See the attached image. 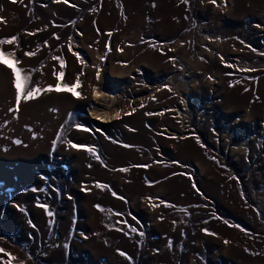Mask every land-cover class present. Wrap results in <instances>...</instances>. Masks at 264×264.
Here are the masks:
<instances>
[{
  "label": "rangeland",
  "instance_id": "1",
  "mask_svg": "<svg viewBox=\"0 0 264 264\" xmlns=\"http://www.w3.org/2000/svg\"><path fill=\"white\" fill-rule=\"evenodd\" d=\"M0 18V259L264 264V0H0ZM78 75L79 98L23 100Z\"/></svg>",
  "mask_w": 264,
  "mask_h": 264
},
{
  "label": "snow or ice",
  "instance_id": "2",
  "mask_svg": "<svg viewBox=\"0 0 264 264\" xmlns=\"http://www.w3.org/2000/svg\"><path fill=\"white\" fill-rule=\"evenodd\" d=\"M13 2H18V0H13ZM211 2L212 3H215L216 2V0H211ZM3 18H0V20H2ZM16 38L15 37H12L11 39H8V40H5V41H2L3 43H12L14 40H15ZM57 39H58V37H57ZM107 47V46H106ZM71 50V49H70ZM110 50V49H109ZM119 50V49H118ZM26 55H29V56H31V55H33V53H26ZM3 57H4V53H0V63H7V61H5L4 59H3ZM9 67H12L11 66V64H9L8 65ZM64 66V62H63V60H61V67H63ZM12 73H13V75H14V77H15V80H14V84H15V88H16V102H17V110H18V106H19V104H20V102H21V75H20V72L15 68V67H12ZM55 74V73H54ZM83 73H81L80 75H82ZM63 76V73H60L59 75H58V80L60 79V77H62ZM24 81L25 82H27L28 80H29V77H27V76H25L24 78ZM79 86V75H78V77H77V80H76V84L75 85H73V86H68V85H66V84H64V85H61V83H57L56 85H55V87L53 88V86H48V88L47 89H40V88H35V89H32V90H29V91H27L25 94H24V96H23V100L24 101H28V100H31V99H35L37 96H38V94L39 93H41L42 91H53V90H55V91H57V92H59V91H68V92H71V94L73 95V96H75V97H78L79 98V93H77L74 89H75V87H78ZM231 86V85H230ZM10 111H11V109H10ZM128 114H130V113H128ZM116 116H117V118H119V113H117L116 114ZM76 127H77V129H80L81 128V126L80 125H76ZM86 130V129H85ZM58 135H59V133H58ZM18 143V142H17ZM54 143H55V141H54ZM70 144H71V147H73V148H81V147H86V146H79V145H76V144H74V143H71V142H69ZM176 163H179V162H176ZM122 171H126V169H123ZM95 207H97L98 209H99V207L100 206H95ZM48 215L49 216H51L52 215V213L51 212H49L48 213ZM118 215H122V214H118ZM120 223H123V221H120ZM173 223H175V222H173ZM134 230V229H133ZM202 231H204L205 233H207V229H203ZM208 234H210V233H208ZM226 243H227V241H225ZM4 253V250L3 249H0V254H3ZM118 254H120V255H122V256H126L127 254L126 253H124V252H121L120 250H118ZM8 255V260H2V259H0V264H11V261L14 259V257H12L11 256V254L10 253H8L7 254Z\"/></svg>",
  "mask_w": 264,
  "mask_h": 264
},
{
  "label": "bare ground",
  "instance_id": "3",
  "mask_svg": "<svg viewBox=\"0 0 264 264\" xmlns=\"http://www.w3.org/2000/svg\"><path fill=\"white\" fill-rule=\"evenodd\" d=\"M165 1H167V2H174L175 0H165ZM127 2V1H126ZM108 4V3H107ZM131 4H133L132 6H133V9L135 8V7H137V8H139V7H141L142 6V4L139 2V1H132V2H129L128 3V12H130L131 11ZM116 6V5H115ZM107 8V7H106ZM136 8V9H137ZM107 10V9H106ZM170 12V8L168 9V10H166V13H169ZM132 19L133 18H131L129 21H127V22H120V26L122 27V28H124L126 25H127V23H131L132 22ZM104 21V20H103ZM118 22V21H117ZM9 23V20H8V22H6V24H4V25H7ZM0 28H2V26H0ZM104 93V92H103ZM100 96H101V94L100 95H96L95 96V100H98V103H99V98H100ZM104 96V95H103ZM106 96H108V97H110L109 95H105L103 98H104V102H106L107 100H108V98L106 97ZM102 98V97H101ZM111 98V97H110ZM112 103H113V98H112ZM110 101V102H111ZM101 102V101H100ZM101 104H102V102H101ZM93 105H94V103H93ZM95 105H98L97 104V101H96V103H95ZM102 106V105H101ZM103 108V107H102ZM106 108V107H105ZM114 108V107H113ZM103 110V109H102ZM100 111V110H99ZM103 113V114H102ZM101 114H98V112H95V110H94V112L92 111V116H93V119H101V118H103L104 120H107V119H111V117H105V115H104V112H102ZM105 114H107V113H105ZM98 121V120H97ZM102 122V121H101ZM105 123H111V121H108L107 120V122H105ZM107 157H109V158H113L114 157V152L113 153H108L107 152ZM108 221V227L109 228H112V226H114V222L113 221H111V220H107ZM94 227H96V228H99V232H98V234H99V239H100V241L102 242V243H108L109 241H110V235H109V233H108V231H107V229L104 227V225L101 223V220L99 219V221L96 219V222H95V224H94ZM118 233H120V234H122V231L120 230V229H118ZM112 252H115V251H112ZM116 253V252H115Z\"/></svg>",
  "mask_w": 264,
  "mask_h": 264
}]
</instances>
